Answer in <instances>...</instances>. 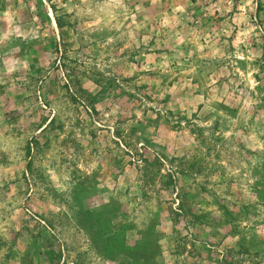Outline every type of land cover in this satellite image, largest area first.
I'll use <instances>...</instances> for the list:
<instances>
[{"label":"rangeland","instance_id":"1","mask_svg":"<svg viewBox=\"0 0 264 264\" xmlns=\"http://www.w3.org/2000/svg\"><path fill=\"white\" fill-rule=\"evenodd\" d=\"M0 264H264V0H0Z\"/></svg>","mask_w":264,"mask_h":264}]
</instances>
